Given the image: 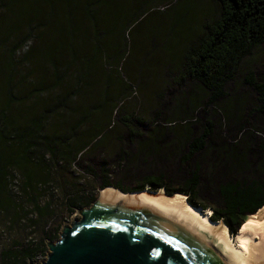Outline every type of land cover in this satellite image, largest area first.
Wrapping results in <instances>:
<instances>
[{
    "label": "rangeland",
    "instance_id": "374dc122",
    "mask_svg": "<svg viewBox=\"0 0 264 264\" xmlns=\"http://www.w3.org/2000/svg\"><path fill=\"white\" fill-rule=\"evenodd\" d=\"M51 1L55 5L59 2ZM106 1L98 8L93 28L82 10L76 9L78 2L69 7L73 17L65 22L62 18L66 6L61 2L53 10L55 17L45 21L48 6L44 0H0V113L5 112L9 127L17 133L16 147L29 142L34 150L45 151L37 152L35 158L43 157L50 153V141L56 139L53 152L65 158L69 151L88 143L93 133L106 130L101 140L79 155L80 167L75 172L83 175L81 180L66 168L55 172L54 176L60 179L55 180L60 199L66 190L75 197L92 200L88 206L72 208L71 212L56 209L55 219L60 224L58 237L50 243L59 239L63 224L72 222L76 210L89 208L104 190L98 189V181L85 171L87 167L93 170L104 167L111 182L127 190L139 188L145 177L160 174L168 188H180L183 177L174 155L178 152L177 145L191 138L193 124H196L195 134L206 128L210 130L207 145L212 146L202 158L205 168H201L206 180L242 177L258 180L264 172V165L258 160L260 155L253 146H246L244 141L234 146L239 142L235 130L247 118V110L255 100L247 84L248 72H259L263 67L264 46L243 59L235 79L227 87L226 97L211 108L203 107L205 90L191 82L177 89L171 79L180 71L185 48L201 33L206 21L218 16L216 3L212 0ZM164 7L167 10L149 11ZM111 22L115 28L109 33ZM7 96L15 98L9 106ZM104 100L108 105L100 106ZM60 102L65 104L57 106ZM115 108H118L116 114ZM154 111L162 114L157 118ZM118 112L132 113L131 116L146 122L147 126L139 129L141 136L132 140L130 147L123 140L126 129L116 122ZM32 118L40 120L42 125L34 127ZM246 120L244 133L264 141V121L255 114ZM110 124L112 127L108 129ZM25 132L31 136L22 137ZM71 132L67 145H57L61 137ZM162 138L164 142L159 145ZM0 150L9 152L8 156L14 154L11 152L14 149L7 145ZM121 151L127 152L125 159H119ZM193 164L192 161L190 165ZM22 167L30 171L32 182L39 186L28 187L21 168L22 179L9 182L8 194L16 200V206L9 205L8 216L0 214V250L34 237L28 229L29 214L33 216V213L28 210L35 202L53 206L60 200L47 201L49 189L45 187L43 191L51 168L40 162ZM159 190L166 197L171 196ZM144 191L157 192L146 186ZM207 198L203 194L195 202L208 205ZM205 212L210 216V210ZM79 218L76 215L74 220ZM45 254L38 255L31 263L43 259Z\"/></svg>",
    "mask_w": 264,
    "mask_h": 264
},
{
    "label": "trees",
    "instance_id": "16d2710c",
    "mask_svg": "<svg viewBox=\"0 0 264 264\" xmlns=\"http://www.w3.org/2000/svg\"><path fill=\"white\" fill-rule=\"evenodd\" d=\"M29 1V0H26ZM64 4L65 12L62 20L67 22L73 17V12L69 7L73 2H78L76 9H81L82 14L87 17L89 25L94 27V21L98 14V8L101 9L106 0H54ZM219 7L218 16L212 21H206L203 25L201 33L194 38L190 44L185 48L182 54V62L180 71L175 74V78L171 79L172 84L177 86V89L183 87L184 83L191 82L199 85L206 92V97L203 100V107L211 108L218 104L227 95L228 85L235 79L240 64L246 57L250 56L253 51L259 46H264V0H212ZM47 4V16L45 21H51L55 4L51 0H44ZM108 3V2H107ZM168 5V4H167ZM168 7V6H167ZM163 10H149L165 11ZM84 16V17H85ZM64 22V23H65ZM111 28V29H110ZM115 24L111 22L108 32H112ZM86 67H88L86 65ZM257 74L260 76L257 77ZM173 76V75H172ZM250 86L254 93V103L250 110H247V118L252 115H258L264 121V65L259 72H248ZM105 94H103L104 97ZM9 103L15 100L14 97L6 98ZM65 102H60L57 106H63ZM108 105L104 100L100 106ZM118 108L114 109V114ZM130 114L120 115L117 113L116 122L121 123L126 129V134L123 140L131 144L132 140L139 138L141 133L139 131L141 126H147L141 118H136ZM162 113L154 111V116L158 118ZM172 114L171 112L169 115ZM181 116V115H180ZM180 116H177L180 117ZM247 118L243 119L240 126L235 130L238 133V143L234 146L240 145L243 141L246 146H253L255 151L260 155L258 160H261L264 165V141L256 140L251 134L244 133V125L247 124ZM34 127L40 126V120L33 119ZM145 124V125H144ZM42 125V124H41ZM193 124L192 136L189 140H183L177 145L178 152L174 155L180 168L183 180H180V188H168L163 180V176L145 177L143 184L135 190H127L122 188L117 183L111 182L108 172L104 167L96 168L95 170L87 167L85 171L98 181V189L106 187H113L123 193H134L143 191V187H148L153 191L163 189L167 195L179 193L186 195L187 202L195 207H200L202 210H210V220L213 222L222 221L227 227L231 236L235 235L239 227L242 225L246 217L264 205V172L262 176L256 180L255 178L247 180V178H227L219 180H206V173L201 175V168H205L202 158L209 151L211 144L208 146V139L210 133L208 128L202 130L199 134H195L196 130ZM112 124L108 129H111ZM209 127V126H208ZM106 130L93 133V137L88 143L81 147L69 151V155L65 158L57 157L53 152L56 144L52 139L48 144L50 153L35 158L38 153L45 152L34 150L29 146V142L25 146H17V133L9 127L6 121L5 112L0 113V149L7 145L12 150L11 156L9 152H1L0 150V214L5 217L9 214V205L16 206V200L8 194L7 186L13 180H21L20 168L23 170L22 176L25 184L31 189L39 185L33 183V175L30 171H25L22 166L28 163L40 162L43 166L51 168L48 171V180L43 187V191L49 189L50 198L60 199L57 191V179L55 172L61 168L69 170L71 175L81 180L83 175H79L73 168L80 167L81 159L79 155L88 150L91 146L101 140ZM73 135V132L68 133L66 137H61L58 140L59 146L68 143L67 138ZM30 137V132H25L22 137ZM164 138L160 139L159 145L163 144ZM157 145V144H156ZM130 147V146H129ZM228 148V147H227ZM38 152V153H37ZM127 152L121 151L118 154L119 159L126 158ZM55 156V157H54ZM193 161V165L190 163ZM196 163V164H195ZM198 163V164H197ZM78 167V168H77ZM191 167L193 170L190 171ZM79 171V170H78ZM81 173V172H80ZM21 178V179H20ZM169 181V180H168ZM58 187V186H57ZM56 194L55 196H53ZM208 195V205H201L195 200L200 196ZM262 197L257 198V196ZM85 199V200H84ZM83 200V202L79 201ZM92 198L86 199L75 197L70 193H65L61 199L51 206L50 203L39 205L35 202L33 207L28 210L32 211L33 216L28 218L30 222L28 225L29 232L33 233L34 237L22 242H13L10 245L2 247L0 250V264H29L36 259L38 255L45 254L46 241L54 240L58 237L59 223L56 221V209L59 211H72V208L89 205ZM7 202V205L4 203ZM51 202V201H50ZM11 211V210H10ZM27 212V214H28ZM26 213V212H25ZM5 215V216H4ZM27 225V224H26Z\"/></svg>",
    "mask_w": 264,
    "mask_h": 264
},
{
    "label": "water",
    "instance_id": "95a60500",
    "mask_svg": "<svg viewBox=\"0 0 264 264\" xmlns=\"http://www.w3.org/2000/svg\"><path fill=\"white\" fill-rule=\"evenodd\" d=\"M71 218L46 241L45 258L29 264H244L197 230L102 195Z\"/></svg>",
    "mask_w": 264,
    "mask_h": 264
},
{
    "label": "bare ground",
    "instance_id": "6f19581e",
    "mask_svg": "<svg viewBox=\"0 0 264 264\" xmlns=\"http://www.w3.org/2000/svg\"><path fill=\"white\" fill-rule=\"evenodd\" d=\"M143 193H122L107 187L101 195L110 203L142 207L197 230L244 264H264V205L248 215L230 237L223 223L211 221L206 210L190 205L184 195L166 197L161 190Z\"/></svg>",
    "mask_w": 264,
    "mask_h": 264
},
{
    "label": "built area",
    "instance_id": "2783aa9c",
    "mask_svg": "<svg viewBox=\"0 0 264 264\" xmlns=\"http://www.w3.org/2000/svg\"><path fill=\"white\" fill-rule=\"evenodd\" d=\"M74 170H76V168H73ZM14 181V180H13ZM45 256H46V254L42 257L43 259L45 258ZM43 259H41V260H43ZM41 260H39V261H41ZM39 261H36V262H39Z\"/></svg>",
    "mask_w": 264,
    "mask_h": 264
}]
</instances>
